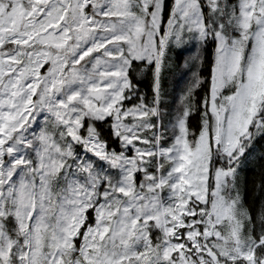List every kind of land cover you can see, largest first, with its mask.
<instances>
[{
    "label": "snow or ice",
    "instance_id": "obj_1",
    "mask_svg": "<svg viewBox=\"0 0 264 264\" xmlns=\"http://www.w3.org/2000/svg\"><path fill=\"white\" fill-rule=\"evenodd\" d=\"M258 140L264 0H0V264H264Z\"/></svg>",
    "mask_w": 264,
    "mask_h": 264
},
{
    "label": "trees",
    "instance_id": "obj_2",
    "mask_svg": "<svg viewBox=\"0 0 264 264\" xmlns=\"http://www.w3.org/2000/svg\"><path fill=\"white\" fill-rule=\"evenodd\" d=\"M201 95H203V92H201ZM261 146H264V140L257 141V149H259ZM256 155H259V151H257ZM240 174L241 177L247 178V180L249 181L250 191L248 195V203L251 204L257 196L256 191L252 187V181L256 180L258 182L260 174L259 162L255 159H251L240 169Z\"/></svg>",
    "mask_w": 264,
    "mask_h": 264
},
{
    "label": "rangeland",
    "instance_id": "obj_3",
    "mask_svg": "<svg viewBox=\"0 0 264 264\" xmlns=\"http://www.w3.org/2000/svg\"><path fill=\"white\" fill-rule=\"evenodd\" d=\"M183 62V57H181V63ZM188 80V76L185 75L183 79L180 77V72H170L166 73L165 87L171 91L173 88L176 90L177 96L181 89L185 87Z\"/></svg>",
    "mask_w": 264,
    "mask_h": 264
}]
</instances>
